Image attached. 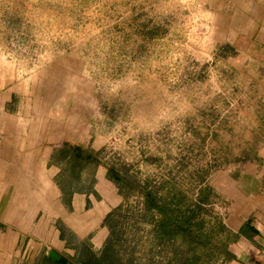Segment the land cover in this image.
I'll return each instance as SVG.
<instances>
[{"label": "rangeland", "instance_id": "1", "mask_svg": "<svg viewBox=\"0 0 264 264\" xmlns=\"http://www.w3.org/2000/svg\"><path fill=\"white\" fill-rule=\"evenodd\" d=\"M259 24L264 0H0V59L68 102L100 163L175 220L223 232L220 180L264 145ZM108 179L122 196L113 234L77 263H183L143 195Z\"/></svg>", "mask_w": 264, "mask_h": 264}, {"label": "crops", "instance_id": "2", "mask_svg": "<svg viewBox=\"0 0 264 264\" xmlns=\"http://www.w3.org/2000/svg\"><path fill=\"white\" fill-rule=\"evenodd\" d=\"M254 31L264 46V25ZM40 76L0 59V264H77L106 245L104 218L122 200L103 166L72 165L66 144L90 141ZM220 181L223 231L234 237L227 264H264V145Z\"/></svg>", "mask_w": 264, "mask_h": 264}, {"label": "trees", "instance_id": "3", "mask_svg": "<svg viewBox=\"0 0 264 264\" xmlns=\"http://www.w3.org/2000/svg\"><path fill=\"white\" fill-rule=\"evenodd\" d=\"M89 143L84 141H76L66 144L68 154H70L72 158V165L74 163L78 167L82 168V166L89 163L101 164L106 171V176L110 178L114 182V184H119L122 182L126 185L128 191L131 192L135 190L143 195L149 210L155 211L159 214L160 221L158 223V226L161 229L159 233L160 236L164 239L172 238L173 241L175 239H179L181 243L184 244V248L188 252V255H186L185 261H183V263L175 262L167 264H202V262L205 261L208 255L211 256L213 254V257L220 260L218 264H227L228 259L232 256L228 250V244L233 241L234 237L229 236V234H226L224 231H215V233H211V230L209 229L201 232L199 228L200 225H198L200 222H191L190 218L185 220L182 219L181 221L175 220L165 211V205L157 202L156 197L152 194L151 191L139 188L137 185L133 184L132 182L124 178L120 173H118L113 166L100 163L98 155L92 148H90ZM204 199L205 198H203L202 200ZM117 210H120L119 206L116 209L110 211L104 218V222L110 228L109 235L105 244L110 242L111 235L113 234V230H111V224L113 222L114 216H116V213H118ZM217 224H219L220 226L222 225V227H220V230L221 228L223 230V224ZM66 262V260H63L59 261V263L54 262L53 264H68V262ZM87 263L95 264L94 260L92 261L90 257L86 259L85 263L81 264Z\"/></svg>", "mask_w": 264, "mask_h": 264}, {"label": "water", "instance_id": "4", "mask_svg": "<svg viewBox=\"0 0 264 264\" xmlns=\"http://www.w3.org/2000/svg\"><path fill=\"white\" fill-rule=\"evenodd\" d=\"M46 256H48L49 258H52V259H58V255L52 250V249H48L46 251Z\"/></svg>", "mask_w": 264, "mask_h": 264}]
</instances>
